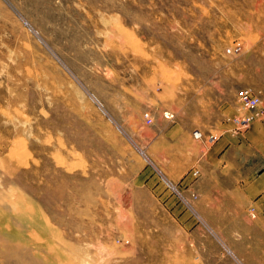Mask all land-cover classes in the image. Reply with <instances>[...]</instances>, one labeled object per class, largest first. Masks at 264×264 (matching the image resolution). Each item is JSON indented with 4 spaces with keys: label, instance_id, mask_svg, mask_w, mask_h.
I'll list each match as a JSON object with an SVG mask.
<instances>
[{
    "label": "rangeland",
    "instance_id": "obj_1",
    "mask_svg": "<svg viewBox=\"0 0 264 264\" xmlns=\"http://www.w3.org/2000/svg\"><path fill=\"white\" fill-rule=\"evenodd\" d=\"M242 88L264 0H0V264H264V223L181 231L151 191L162 117Z\"/></svg>",
    "mask_w": 264,
    "mask_h": 264
},
{
    "label": "crops",
    "instance_id": "obj_2",
    "mask_svg": "<svg viewBox=\"0 0 264 264\" xmlns=\"http://www.w3.org/2000/svg\"><path fill=\"white\" fill-rule=\"evenodd\" d=\"M237 91L217 102L209 114L197 113L185 119L169 113L171 116H163L159 122L157 165L165 177L176 179L186 189L189 204L185 206L168 192L151 191L164 218L181 231L200 227L246 231L251 225L264 223V114L244 134L232 135ZM261 107L264 111V94ZM195 130L202 135L216 132L218 136L206 144L193 136ZM251 204L257 208L258 218L254 220L247 211ZM244 241H252L254 248L245 250L244 255L254 262L262 252L255 246H261L262 240Z\"/></svg>",
    "mask_w": 264,
    "mask_h": 264
},
{
    "label": "built area",
    "instance_id": "obj_3",
    "mask_svg": "<svg viewBox=\"0 0 264 264\" xmlns=\"http://www.w3.org/2000/svg\"><path fill=\"white\" fill-rule=\"evenodd\" d=\"M240 50L241 45L236 43L233 46L228 47L226 52L229 54H237ZM236 102L237 114L232 118L233 127L231 129V134L234 136H239L244 134L254 121L261 119L263 117L264 111L261 107V95L254 92L250 88H242L238 90L236 94ZM145 119L147 122L151 121L148 113L145 114ZM193 136L202 140L206 144H211L216 140L218 134L214 132L202 135L200 131L195 130L193 132ZM156 174L158 175V178L161 180L164 187L181 203H183L185 206H188L189 199L184 195L183 191L180 190L179 186L169 178L165 177L160 171H157ZM194 175H196V172H194ZM191 198L195 199L196 195L192 193ZM248 212L251 217L256 216V210L254 206L250 205L248 207Z\"/></svg>",
    "mask_w": 264,
    "mask_h": 264
}]
</instances>
